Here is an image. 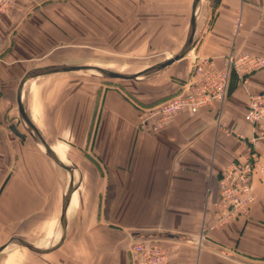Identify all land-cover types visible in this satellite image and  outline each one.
<instances>
[{
  "label": "crops",
  "instance_id": "crops-1",
  "mask_svg": "<svg viewBox=\"0 0 264 264\" xmlns=\"http://www.w3.org/2000/svg\"><path fill=\"white\" fill-rule=\"evenodd\" d=\"M73 19V8L60 0H16L0 14V245L11 237L41 245L60 219L66 172L9 125L19 80L77 37ZM196 30L190 53L213 57L217 68L228 54L264 59V0H208V6L202 0ZM181 62L174 83L189 79L191 63ZM140 93L147 99L113 87L97 93L83 84L52 83L35 87L28 106L23 100L42 138L75 167L78 183L64 241L39 255V264H130L128 248L136 239L157 243L168 264H264V174L252 178L246 217L219 226L215 218L221 172L247 153L243 139L252 126L244 113L250 95L264 94V67L244 82L232 73L222 105L181 111L157 130L140 124L141 110L165 100ZM258 153L264 169V142Z\"/></svg>",
  "mask_w": 264,
  "mask_h": 264
},
{
  "label": "rangeland",
  "instance_id": "rangeland-1",
  "mask_svg": "<svg viewBox=\"0 0 264 264\" xmlns=\"http://www.w3.org/2000/svg\"><path fill=\"white\" fill-rule=\"evenodd\" d=\"M15 1H12L6 12ZM60 1L73 8L74 19L71 26L74 27L73 32L78 35L76 38L74 36L69 43L48 52L40 62L33 63L31 68L66 63L96 66L128 74L159 63L177 53L185 39L192 0ZM203 2L208 6V0H203ZM198 35L199 31L196 30L195 38ZM196 42L197 40L183 58L143 79L133 81L80 76L71 73L52 74L61 77L58 82L52 80L49 75L38 78L34 82L28 81L26 83L28 86L24 89L23 100L28 106L33 89L37 86L52 85V83L58 85L76 83V85L95 87L97 93L107 87H113L129 97L141 100L147 99L140 93L146 90L158 101H166L178 93L179 90L174 93L178 85L186 82L174 83L173 81L176 80V75L184 70L181 67V61L185 63L189 61L192 64L194 56L190 52ZM172 86L175 89L171 91ZM13 105L15 109L12 114L16 115L13 123L18 125L19 133L25 134L18 120L14 101ZM218 124L221 125V122L219 121ZM52 227L50 226L45 233L49 235ZM57 240L58 238L54 243ZM40 259L39 255L31 254L22 248H9L0 253V264H39Z\"/></svg>",
  "mask_w": 264,
  "mask_h": 264
},
{
  "label": "built area",
  "instance_id": "built-area-1",
  "mask_svg": "<svg viewBox=\"0 0 264 264\" xmlns=\"http://www.w3.org/2000/svg\"><path fill=\"white\" fill-rule=\"evenodd\" d=\"M13 0H0V14L6 12ZM264 67V59L244 54H228L223 59V67L217 68L213 57H194L189 79L180 85L178 93L170 99L141 110L140 124L157 130L170 121L177 113L188 111L196 114L214 105H222L228 95V85L232 73L245 81V77ZM156 116L158 123L148 125ZM245 120L252 126V135L243 142L247 153L228 164L218 180V203L216 225H224L239 217H246L253 203L252 178L264 174L260 165L258 148L264 142V94L250 95L244 113ZM220 121L218 115L217 123ZM148 125V126H147ZM130 264H168L166 252L154 241L136 239L128 248Z\"/></svg>",
  "mask_w": 264,
  "mask_h": 264
},
{
  "label": "water",
  "instance_id": "water-1",
  "mask_svg": "<svg viewBox=\"0 0 264 264\" xmlns=\"http://www.w3.org/2000/svg\"><path fill=\"white\" fill-rule=\"evenodd\" d=\"M201 6V0H192L190 6V15L188 20V26L185 34V39L177 51L175 55L172 57L165 59L159 63L146 67L140 71L134 73H117L113 71H108L103 68H98L96 66L90 65H71L66 63L61 64H51L44 65L41 67H34L27 70L24 75L19 80L16 92H15V102L18 113V120L28 134L29 138L32 142L37 146V148L43 153L47 158H49L55 165L63 169L68 176V189L65 190V195L63 198V208L61 211L60 219L54 234L48 238L44 243L38 246L30 245L29 242L20 239L18 237H11L4 244L0 245V253L9 248H17V249H26L31 254L44 255L52 252L57 249L64 241V230L67 221V214L69 205L71 202L72 194L77 189V184L74 181V173L76 172L75 167L65 158H61L58 153H56L37 131L33 122L30 120L24 106L23 102V90L26 83L35 78L48 76L54 73H71L80 76H92V77H100L104 79H124V80H140L150 75H153L163 69L171 66L177 60L183 58V56L192 48L193 44L197 40L195 38V31L197 26V18L199 14V8ZM9 129L13 135L18 137L21 140H25L26 137L19 133L15 123L9 125ZM59 236L56 245H53L56 238ZM134 237L138 236L137 233L133 235ZM169 238H173V235H168Z\"/></svg>",
  "mask_w": 264,
  "mask_h": 264
},
{
  "label": "bare ground",
  "instance_id": "bare-ground-1",
  "mask_svg": "<svg viewBox=\"0 0 264 264\" xmlns=\"http://www.w3.org/2000/svg\"><path fill=\"white\" fill-rule=\"evenodd\" d=\"M202 1V0H201ZM200 8H201V6H200ZM200 8H199V11H200ZM199 15V14H198ZM198 19V18H197ZM196 28H197V26H196ZM98 68H100V67H98ZM104 69V68H103ZM107 70V69H106ZM108 71H110V70H108ZM114 72V71H113ZM117 73H120V72H117ZM54 74H61V73H54ZM125 74V73H124ZM52 75V74H51ZM55 151V150H54ZM56 153H58L57 151H55ZM58 155L61 157V158H63L62 157V155H61V153H58ZM63 159H65V158H63ZM75 175V174H74ZM68 189V186H67V188H66V190ZM68 213H69V209H68ZM68 215V214H67ZM58 238V237H57ZM58 241V240H57ZM57 244V242L56 243H54L53 245H56ZM30 245H33V244H31L30 243ZM33 246H36V245H33Z\"/></svg>",
  "mask_w": 264,
  "mask_h": 264
}]
</instances>
